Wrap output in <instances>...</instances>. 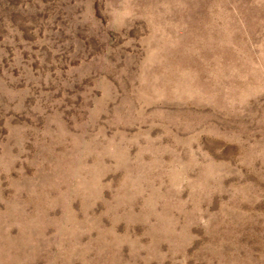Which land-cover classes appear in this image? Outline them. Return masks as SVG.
I'll use <instances>...</instances> for the list:
<instances>
[{
	"label": "rangeland",
	"instance_id": "rangeland-1",
	"mask_svg": "<svg viewBox=\"0 0 264 264\" xmlns=\"http://www.w3.org/2000/svg\"><path fill=\"white\" fill-rule=\"evenodd\" d=\"M0 264H264V0H0Z\"/></svg>",
	"mask_w": 264,
	"mask_h": 264
}]
</instances>
